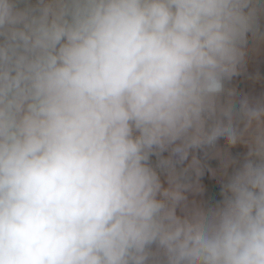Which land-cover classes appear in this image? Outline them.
Returning <instances> with one entry per match:
<instances>
[{
    "label": "clouds",
    "instance_id": "clouds-1",
    "mask_svg": "<svg viewBox=\"0 0 264 264\" xmlns=\"http://www.w3.org/2000/svg\"><path fill=\"white\" fill-rule=\"evenodd\" d=\"M262 15L0 0V264H264V99L227 86ZM221 139L247 151L224 158L214 207H190L195 153Z\"/></svg>",
    "mask_w": 264,
    "mask_h": 264
},
{
    "label": "crops",
    "instance_id": "crops-1",
    "mask_svg": "<svg viewBox=\"0 0 264 264\" xmlns=\"http://www.w3.org/2000/svg\"><path fill=\"white\" fill-rule=\"evenodd\" d=\"M260 31L264 33V15L260 17ZM248 52L245 57V63L240 70L239 75L233 77L228 83V87L234 89L237 98L248 96L250 99H264V79L261 69L264 67V40L249 41ZM217 149L223 155H217L216 151L206 160L200 159L202 174L196 181L201 191L186 190L185 196L189 206H196L207 210L214 207L221 199V190L223 180L222 163L226 156L242 159L247 149L237 145L235 147L227 146L221 139L218 142ZM197 156V154L195 153ZM191 159V156L189 157ZM229 173L231 169L228 170ZM195 179V178H194ZM161 181L167 187L166 176L161 174ZM179 214V210H178Z\"/></svg>",
    "mask_w": 264,
    "mask_h": 264
},
{
    "label": "built area",
    "instance_id": "built-area-1",
    "mask_svg": "<svg viewBox=\"0 0 264 264\" xmlns=\"http://www.w3.org/2000/svg\"><path fill=\"white\" fill-rule=\"evenodd\" d=\"M261 72L263 74V79H264V67L261 69ZM214 151L215 150H213V149H204V150H198L196 152V154H197V157L198 158L206 160V159H208L214 153ZM167 154H168L167 152L164 153L165 156ZM151 163L155 167L157 165V157L152 156L151 157Z\"/></svg>",
    "mask_w": 264,
    "mask_h": 264
}]
</instances>
